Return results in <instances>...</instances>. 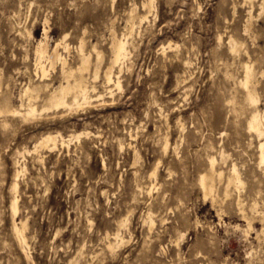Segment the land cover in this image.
Wrapping results in <instances>:
<instances>
[{"label": "rangeland", "instance_id": "rangeland-1", "mask_svg": "<svg viewBox=\"0 0 264 264\" xmlns=\"http://www.w3.org/2000/svg\"><path fill=\"white\" fill-rule=\"evenodd\" d=\"M148 1L0 0V112L6 98L18 108L23 89L39 83L34 51L44 28L50 50L68 46L58 53L72 68L82 44L102 95L77 110H42L37 101L27 121L0 114V264H264V173L240 86L247 65L263 113L264 5L152 0L147 21L128 35L130 9L142 15ZM113 36L127 39L128 51L111 67ZM110 67L121 82L109 85L112 95L103 87ZM51 74L55 89L60 67ZM46 135L71 141L34 150ZM210 158L223 175L212 198L199 187ZM17 159L30 262L10 228ZM233 166L242 185L224 195ZM115 234L123 240L111 253Z\"/></svg>", "mask_w": 264, "mask_h": 264}, {"label": "bare ground", "instance_id": "bare-ground-1", "mask_svg": "<svg viewBox=\"0 0 264 264\" xmlns=\"http://www.w3.org/2000/svg\"><path fill=\"white\" fill-rule=\"evenodd\" d=\"M151 1L152 0H149L147 5H145V3H144L145 6L143 7L144 11H143L142 15H137V14H135V10L132 11V9H130L132 14L129 17V20H130V24L131 23L132 24L130 27L126 26V27H129L128 29L130 30L128 35H130V36L133 35V32L135 30L134 23L136 24L135 21H138L139 25H141L142 23L144 25V22L147 21L148 15L150 14V10L152 7ZM244 2L249 3V4H252L253 2H258L259 6H260V8H258V9H261V12L263 10L264 0H244ZM245 28H246V30H244V31L247 34H249L250 33V24H247V27H245ZM46 33H47L46 29L44 28L43 34H42V39L37 43L35 51H34V55H35L34 58H35V62H36L35 63L36 78H37L39 83L38 84L30 83L27 87H25L23 89V91L21 92L20 97H19V99H20L19 101L21 102V104L18 106V108H13L11 105L10 99L6 98L4 103H3L4 109H3V111L0 112V114H10L12 116L15 114L16 115L18 114V115L24 117L26 119L25 121H27L28 120L27 118H29V117L31 118V116H33V115H35V113H37L36 112V106H35L37 101H41L42 110H57V109L77 110V109L88 108L94 102H96L98 99L101 98L102 95L98 94L96 91L97 86L96 87L94 86L97 79H99L98 72H97V70H95L93 72V74L90 73V62L88 60L89 58L87 59L83 55L82 44L80 46V62L78 64L79 66L77 68H72L69 66L68 62L65 59H63L61 57V55L58 53V46L59 45H62L63 49H65V50L68 49V46H66L63 42H59L55 46L54 49L50 50L49 46H48L49 44L46 41L47 40V34ZM128 38H131V37H128ZM125 41L118 40L116 38V36H113L112 43H111V56H112L111 67H112V64L123 60L127 56V51H128L126 49L127 42H125ZM219 41H221V38L219 39ZM130 42H131V40H130ZM228 46L232 52L237 51L238 44L234 40H232L231 38L228 41ZM97 60L98 61L101 60L100 54H97ZM57 66L60 67L61 82H60V84L58 83L59 86H57L55 89H51V85L47 84L46 82L49 81L48 78L50 77V74L52 73V71H54L57 68ZM111 67L105 71L104 82H103V87L106 90V92L109 93V95L111 94V91H112L111 89H109V85L112 84V85L116 86L117 88H119L120 83H121L119 81L118 76L115 77L114 74L112 73ZM243 71L245 72L244 73L245 75H244V79L240 83V86L243 89L242 88H240V89L244 90L245 101L247 103V107L250 109V117L247 121V130L250 134H252L257 139V141H259V143L256 146L257 147L256 148L257 149L256 154H258L259 166L261 168H263L262 171L264 173V112L263 113L260 112L258 107H257L258 98L256 95L255 84L253 81L254 76H255L253 69L246 65L245 70H243ZM52 75L53 74H51V76ZM230 79H232V78H230ZM238 86H239V84H238ZM42 95H44L43 98L41 97ZM230 102H231V100H230ZM235 106H236V104H235ZM231 107H232V105H231ZM231 107H230V109H231ZM21 110L24 113H21ZM232 110H233V108L231 109V111ZM35 117H37V116H35ZM177 125H179V124H177ZM60 137H56V136L51 137V135L50 136L46 135V137H44L42 139V141L34 147V150L38 151L37 148H46L49 150H50V148L53 149L57 146L58 139ZM77 138L78 137H76V139ZM60 141H61V145H62L63 143L65 144L68 141H71V139L64 141L63 138H60ZM166 146H168V144H166ZM224 158H225V156L222 153L221 154V160H223ZM214 161L215 160L213 158L209 159L208 174L207 175H201L199 177V187L201 188V190L203 192H205L206 194L211 196V198H212V196H214V192L216 191L217 184H219V183L221 184L223 182L222 172L216 170V168L214 166L215 165ZM14 164H15V167H13V168H15L16 170H15V175H14L15 180L13 181V184H12V187L10 190L11 191L10 197H12V204H11V211H12L11 212L12 213V219H11L12 224L11 225L12 226L10 225V228L12 227V230H11L12 234H13L12 236L14 237V239L17 243L14 245L18 246L17 250L18 251L20 250V253L25 258V261L30 262L31 257L29 254V246H28L27 237H26L27 236L26 235L27 223L22 221V220L18 221V214H17L18 213V206H17V202H16V192H17L16 191V178L19 175V173L24 170V165H23L22 161L20 162V160L16 161V163H14ZM102 166L103 167L105 166L104 163H102ZM152 175L155 176V172H153ZM135 183H136V181H135ZM241 185H242V181L240 179V176L237 172L236 167L233 166L231 171L229 172V175H228L227 180L225 182L224 192H223L224 195H227V192H228V189H230L229 188L230 186H233L234 189L236 188V190L239 192L238 189H240L239 187ZM143 190L145 193V189H142V191ZM229 191H231V190H229ZM236 205L238 207L239 213H241L244 217V209H243L242 201L240 200L239 195L236 196ZM263 205H264V203H263ZM263 215H264V213H263ZM152 218L151 217L147 218L149 225H151L153 223ZM262 220L264 221V216H262ZM10 223H11V221H10ZM120 226L124 228L125 223L122 222L120 224ZM118 227H119V225H118ZM250 228H251V225H249V229ZM119 229H120V227H119ZM118 234L113 235V238H114L113 241L115 244H109L108 245V249L111 251V253L114 252V250L116 249V246L120 247L121 246L120 244H122L123 238L121 239L119 236L120 234L119 235ZM79 254L82 255L81 253H79Z\"/></svg>", "mask_w": 264, "mask_h": 264}]
</instances>
